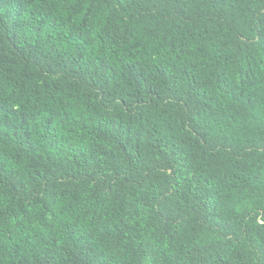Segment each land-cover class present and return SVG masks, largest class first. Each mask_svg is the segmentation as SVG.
<instances>
[{
    "label": "trees",
    "instance_id": "1",
    "mask_svg": "<svg viewBox=\"0 0 264 264\" xmlns=\"http://www.w3.org/2000/svg\"><path fill=\"white\" fill-rule=\"evenodd\" d=\"M0 264H264V0H0Z\"/></svg>",
    "mask_w": 264,
    "mask_h": 264
}]
</instances>
